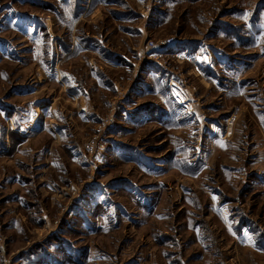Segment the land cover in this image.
Segmentation results:
<instances>
[{
  "label": "rangeland",
  "instance_id": "374dc122",
  "mask_svg": "<svg viewBox=\"0 0 264 264\" xmlns=\"http://www.w3.org/2000/svg\"><path fill=\"white\" fill-rule=\"evenodd\" d=\"M0 264H264V0H0Z\"/></svg>",
  "mask_w": 264,
  "mask_h": 264
},
{
  "label": "built area",
  "instance_id": "2783aa9c",
  "mask_svg": "<svg viewBox=\"0 0 264 264\" xmlns=\"http://www.w3.org/2000/svg\"><path fill=\"white\" fill-rule=\"evenodd\" d=\"M176 44V40L174 38H170L159 44H154L153 42H150L148 48L156 53H160L165 51L166 49L173 48ZM156 53L154 54V56H157Z\"/></svg>",
  "mask_w": 264,
  "mask_h": 264
}]
</instances>
